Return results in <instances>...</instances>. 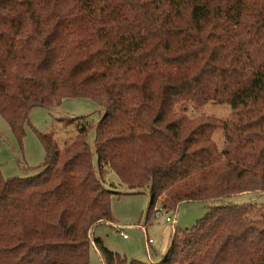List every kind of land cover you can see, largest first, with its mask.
I'll return each instance as SVG.
<instances>
[{
	"label": "trees",
	"instance_id": "1",
	"mask_svg": "<svg viewBox=\"0 0 264 264\" xmlns=\"http://www.w3.org/2000/svg\"><path fill=\"white\" fill-rule=\"evenodd\" d=\"M69 96L103 109L97 165L93 123L65 115L77 133L60 146L39 132V171L0 170V264H89L92 227L114 220L108 170L148 188L145 225L157 202L215 203L158 260L93 236L104 264H264V204L227 199L264 191V0H0V113L13 133L32 107ZM210 100L230 104L226 119L187 112Z\"/></svg>",
	"mask_w": 264,
	"mask_h": 264
},
{
	"label": "rangeland",
	"instance_id": "2",
	"mask_svg": "<svg viewBox=\"0 0 264 264\" xmlns=\"http://www.w3.org/2000/svg\"><path fill=\"white\" fill-rule=\"evenodd\" d=\"M102 108L96 101L87 96H69L62 102L52 107L34 106L29 112V123L25 125V133L21 140L11 130L8 122L0 113V170L3 176L32 174L40 170L38 165L44 160L45 148L38 135L39 132H51L58 144L62 146L69 142L77 133V120L66 124L59 120L60 116L84 115L93 123L89 128L86 139L92 151L93 162L97 165V156L94 147L95 127ZM231 110L226 102L207 101L203 105H195L188 102L190 115L212 114L221 119H226ZM66 118V117H65ZM68 123V122H67ZM213 138L222 146L224 141L223 128L217 127L213 132ZM105 184L118 191L110 196V205L113 214L112 221L98 222L91 229V245L89 250V264H104L102 255L92 241L93 236H100L104 244L111 250L118 251L128 258L143 260H157L166 250L174 232L178 229L189 228L196 220L208 210V205L215 203L213 200L183 201L174 211L153 212L150 224L145 225V213L148 206L149 191L147 187L132 189L122 182L113 170H108L102 175ZM233 202L254 200L264 204V192L252 194H235L227 197ZM155 205H160L158 202ZM168 215L176 218L175 224L165 220ZM142 226L146 228L143 230ZM119 227L127 233L122 237ZM181 235L182 232L179 231ZM152 241L147 243V238Z\"/></svg>",
	"mask_w": 264,
	"mask_h": 264
},
{
	"label": "built area",
	"instance_id": "3",
	"mask_svg": "<svg viewBox=\"0 0 264 264\" xmlns=\"http://www.w3.org/2000/svg\"><path fill=\"white\" fill-rule=\"evenodd\" d=\"M160 209L162 210V211H165L164 210V208L161 206V205H154V212L156 213V216H157V214L158 213H161L160 212ZM165 220L166 221H170L171 223H175L176 222V218H175V216L173 215L172 217H170V216H168V215H166L165 216ZM142 228H143V230H146V228L144 227V226H142ZM119 232H120V235L122 236V237H127V233L125 232V231H123L120 227H119ZM152 241V238L151 237H148L147 238V243H149V242H151Z\"/></svg>",
	"mask_w": 264,
	"mask_h": 264
},
{
	"label": "crops",
	"instance_id": "4",
	"mask_svg": "<svg viewBox=\"0 0 264 264\" xmlns=\"http://www.w3.org/2000/svg\"><path fill=\"white\" fill-rule=\"evenodd\" d=\"M257 192H264V191H257ZM252 193H254L253 191H248V192H244V193H241V194H252ZM106 220H108V219H106ZM102 221H104V219H102V220H99L98 222H102ZM110 221H112V220H110ZM97 222V223H98ZM113 223H116L115 221H112ZM96 223V224H97ZM175 224V223H174ZM119 230V229H118ZM126 238V237H125ZM170 241H171V239H170ZM170 241H169V244H170ZM104 242V241H103ZM169 244H168V246H169ZM168 246H167V248H168ZM167 248H166V250H167ZM166 250H164L162 253H161V256L165 253V251ZM158 259H160V258H158ZM157 259V260H158Z\"/></svg>",
	"mask_w": 264,
	"mask_h": 264
}]
</instances>
